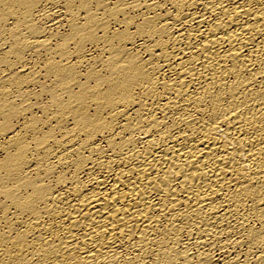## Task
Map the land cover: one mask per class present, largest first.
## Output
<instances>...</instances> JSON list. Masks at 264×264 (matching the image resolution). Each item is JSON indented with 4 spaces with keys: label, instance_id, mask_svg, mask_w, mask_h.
Listing matches in <instances>:
<instances>
[{
    "label": "bare ground",
    "instance_id": "6f19581e",
    "mask_svg": "<svg viewBox=\"0 0 264 264\" xmlns=\"http://www.w3.org/2000/svg\"><path fill=\"white\" fill-rule=\"evenodd\" d=\"M0 264H264V0H0Z\"/></svg>",
    "mask_w": 264,
    "mask_h": 264
}]
</instances>
